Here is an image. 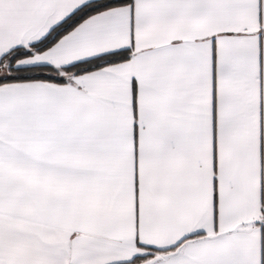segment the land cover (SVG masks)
I'll list each match as a JSON object with an SVG mask.
<instances>
[{
	"label": "snow or ice",
	"instance_id": "obj_1",
	"mask_svg": "<svg viewBox=\"0 0 264 264\" xmlns=\"http://www.w3.org/2000/svg\"><path fill=\"white\" fill-rule=\"evenodd\" d=\"M0 264H264V0H0Z\"/></svg>",
	"mask_w": 264,
	"mask_h": 264
}]
</instances>
